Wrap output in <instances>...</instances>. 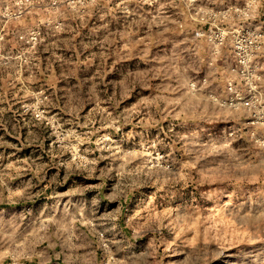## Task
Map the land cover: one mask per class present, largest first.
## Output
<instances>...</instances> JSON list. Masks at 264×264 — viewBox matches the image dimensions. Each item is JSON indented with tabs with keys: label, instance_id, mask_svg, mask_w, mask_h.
<instances>
[{
	"label": "rangeland",
	"instance_id": "1",
	"mask_svg": "<svg viewBox=\"0 0 264 264\" xmlns=\"http://www.w3.org/2000/svg\"><path fill=\"white\" fill-rule=\"evenodd\" d=\"M0 264H264V0H0Z\"/></svg>",
	"mask_w": 264,
	"mask_h": 264
},
{
	"label": "built area",
	"instance_id": "2",
	"mask_svg": "<svg viewBox=\"0 0 264 264\" xmlns=\"http://www.w3.org/2000/svg\"><path fill=\"white\" fill-rule=\"evenodd\" d=\"M251 54H252V52H251ZM251 54H250V56H251ZM247 60H248V58L246 59L245 57H241V59H238V61H240V62H247ZM241 104L243 105V106H245V107H247V108H251V107H253V106H255V104H256V99L255 98H252L251 96H249V97H244L242 100H241Z\"/></svg>",
	"mask_w": 264,
	"mask_h": 264
}]
</instances>
